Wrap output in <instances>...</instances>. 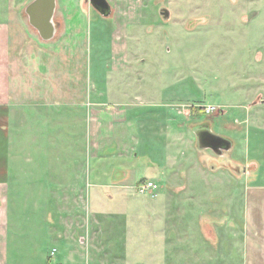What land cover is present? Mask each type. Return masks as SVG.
<instances>
[{
	"label": "rangeland",
	"instance_id": "1",
	"mask_svg": "<svg viewBox=\"0 0 264 264\" xmlns=\"http://www.w3.org/2000/svg\"><path fill=\"white\" fill-rule=\"evenodd\" d=\"M109 3L111 14L103 16L89 0H56L57 35L64 18H73L76 11L80 19L67 30L82 45L91 95L94 88L119 84L148 100L151 95L164 100L171 113V139L165 150L161 140H153L154 123L148 134L135 132L140 144L135 149L132 143L124 145L130 149L124 156L132 174L138 167V178L126 189L90 186L88 203L72 209L83 227L71 226L69 236L47 230L55 223L51 205L25 204L24 214L36 215L24 220L28 226L22 235L33 251L31 261L38 262L55 246L54 260L43 255L42 264H248L238 200L244 181L264 184V0ZM113 44L126 47L127 55L115 52ZM202 122L233 141L222 159L238 163L240 173L253 165L249 173L207 177L209 164L214 165L208 158L216 155L197 147L191 129ZM151 167L160 176L152 178ZM228 180L230 188L222 183ZM146 181L157 188L141 192ZM233 195L236 201L227 202ZM255 257L252 253L250 260Z\"/></svg>",
	"mask_w": 264,
	"mask_h": 264
},
{
	"label": "crops",
	"instance_id": "2",
	"mask_svg": "<svg viewBox=\"0 0 264 264\" xmlns=\"http://www.w3.org/2000/svg\"><path fill=\"white\" fill-rule=\"evenodd\" d=\"M28 3L0 0V264H42L47 254L54 260L57 248L52 246L41 253L38 262L31 261L33 251L22 235L28 226L24 220L36 215H25V204L51 205L55 223L47 230L51 235L69 236L72 228L83 227L72 209L88 203L90 186L126 189L138 178V167L132 174L128 168L131 161L124 156L140 144L135 132L148 134L154 123L158 131L153 140H161L165 150L171 139V113L164 100L156 101L152 95L148 100L139 91L131 92L118 83L108 90L94 88L95 95H91L82 45L67 30L68 24L80 19L76 11L73 18H64L61 35H57V26L54 37L44 41L28 22ZM113 49L123 56L128 53L126 47L115 44ZM203 125L210 129L202 122L191 128L194 134ZM228 139V150L219 155L211 150L216 157L208 158L214 165L209 164L207 177L231 175L227 171L245 176L251 171L253 165L240 173L238 163L222 159L233 147ZM127 143H132L129 150L124 148ZM146 153L149 151L143 155ZM151 169L152 178L160 176L157 169ZM217 169L220 173H215ZM222 183L229 188L233 185L232 181ZM200 187L203 189V184ZM241 193L238 204L244 213V223L240 224L244 253L249 256L248 264H264V184L244 181ZM202 198L200 195L201 205ZM230 199L234 202V195L227 202ZM80 241L86 250L91 249L82 237ZM252 253L257 254L253 261Z\"/></svg>",
	"mask_w": 264,
	"mask_h": 264
},
{
	"label": "water",
	"instance_id": "3",
	"mask_svg": "<svg viewBox=\"0 0 264 264\" xmlns=\"http://www.w3.org/2000/svg\"><path fill=\"white\" fill-rule=\"evenodd\" d=\"M93 8L103 16L111 14V7L107 0H89ZM56 0H31L25 7L29 24L37 31L44 41L54 37L58 24L54 21ZM196 142L199 148L211 149L216 154L228 150L231 142L228 138L212 132L207 128L195 130Z\"/></svg>",
	"mask_w": 264,
	"mask_h": 264
},
{
	"label": "built area",
	"instance_id": "4",
	"mask_svg": "<svg viewBox=\"0 0 264 264\" xmlns=\"http://www.w3.org/2000/svg\"><path fill=\"white\" fill-rule=\"evenodd\" d=\"M206 110L208 111V109H206ZM141 188H142L140 190L141 192L145 191V190L154 191L157 188V184L154 183L153 181H146L145 183H143Z\"/></svg>",
	"mask_w": 264,
	"mask_h": 264
},
{
	"label": "flooded vegetation",
	"instance_id": "5",
	"mask_svg": "<svg viewBox=\"0 0 264 264\" xmlns=\"http://www.w3.org/2000/svg\"><path fill=\"white\" fill-rule=\"evenodd\" d=\"M107 1H108V0H107ZM200 128L202 129V128H205V127H204V125H203V126H201Z\"/></svg>",
	"mask_w": 264,
	"mask_h": 264
}]
</instances>
